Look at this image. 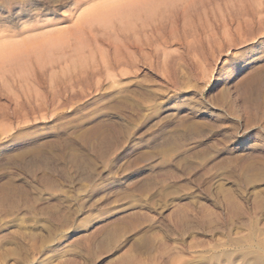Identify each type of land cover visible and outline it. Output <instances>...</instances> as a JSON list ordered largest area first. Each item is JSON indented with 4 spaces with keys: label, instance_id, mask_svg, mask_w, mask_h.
Wrapping results in <instances>:
<instances>
[{
    "label": "rangeland",
    "instance_id": "obj_1",
    "mask_svg": "<svg viewBox=\"0 0 264 264\" xmlns=\"http://www.w3.org/2000/svg\"><path fill=\"white\" fill-rule=\"evenodd\" d=\"M12 1L1 46L65 37L0 60V264H218L264 236V181L238 179L264 171V0H170L133 32L88 20L105 0Z\"/></svg>",
    "mask_w": 264,
    "mask_h": 264
},
{
    "label": "bare ground",
    "instance_id": "obj_2",
    "mask_svg": "<svg viewBox=\"0 0 264 264\" xmlns=\"http://www.w3.org/2000/svg\"><path fill=\"white\" fill-rule=\"evenodd\" d=\"M39 1L45 2L46 0H39ZM166 2H170V0H105L101 3L99 2L100 4L92 8L88 12L87 16H88V20L90 21H97V22H103V23H107V22L112 21L113 19H116L119 22L123 23L128 29L131 30L133 28V25H135L134 24L135 20L143 18L142 16L143 14L153 12L157 8L158 4L166 3ZM17 5H19V7H17ZM23 5L20 3L19 4L14 3L12 0H3V3L1 4L0 9L5 10L7 12H10L11 9H14L20 12L23 9ZM131 32H133V30H131ZM128 35H131V34H128ZM128 35L127 37H129ZM134 35L137 37L136 38V41H137L136 50L138 53L139 51H141L140 35H139V32H136V31H134ZM64 37L65 36L63 35L49 36V37L43 36L40 39L34 40L32 42L27 41L29 42V44L27 45L12 44V43L9 44L10 42L7 41L6 42L7 44L5 43L4 45V43H2L3 45L2 46L0 45V60L9 61L14 64H21L24 57L30 52H32L35 55H39V56L46 55L53 46H56L58 43L62 42ZM132 46H133L132 43H128L127 56H126V62H127L126 64L128 65V67L133 63L134 60H137V56H134L135 53L132 49ZM14 64L12 65L14 66ZM243 170H244V172H242L243 174L241 175V177L239 176L240 178H238L239 187L240 185L249 186V185H253L258 182L264 181V171L263 170L259 168H253V167L250 168L249 170H246V169H243ZM224 178L227 179L226 176ZM262 228H263V225H262ZM260 237H256V239L252 237L251 239L246 240L245 242H240L237 240L234 242L227 241L222 246V249L220 250V252L218 254H214L212 257L218 260V264H264V236H262L261 238Z\"/></svg>",
    "mask_w": 264,
    "mask_h": 264
},
{
    "label": "snow or ice",
    "instance_id": "obj_3",
    "mask_svg": "<svg viewBox=\"0 0 264 264\" xmlns=\"http://www.w3.org/2000/svg\"><path fill=\"white\" fill-rule=\"evenodd\" d=\"M17 7H19V5H17Z\"/></svg>",
    "mask_w": 264,
    "mask_h": 264
}]
</instances>
